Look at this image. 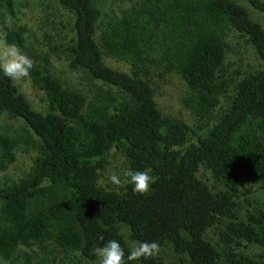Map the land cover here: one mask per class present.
Segmentation results:
<instances>
[{
    "label": "trees",
    "instance_id": "obj_1",
    "mask_svg": "<svg viewBox=\"0 0 264 264\" xmlns=\"http://www.w3.org/2000/svg\"><path fill=\"white\" fill-rule=\"evenodd\" d=\"M243 1L264 14V0ZM57 3L73 15L68 67L123 97L99 91L86 101L34 66L28 80L46 100L41 114L0 73V112L19 118L37 145L29 172L0 185V260L8 261L18 246L45 249L50 242L61 252L94 261L93 250L113 239L126 259L130 250L119 233L124 226L135 243H169L176 264H264L237 250L241 244L264 247V211L254 209L241 218L234 201L244 179L264 183V69L240 79L228 107L203 131L161 115L141 64L152 63L150 40L161 27L171 32L172 25L164 70L181 79L204 112L216 106L225 88L217 75L224 30L246 36L264 62L260 26L233 0H142L97 32L100 10L94 0ZM0 31L7 33V43L22 49L23 28ZM102 56L126 62L129 72L107 67ZM112 149L124 156L128 170H151L155 183L149 192L137 194L131 184L119 193L97 186V171ZM13 158V141L0 135V166ZM199 169L219 185L216 191L196 177ZM210 230L213 241L206 238ZM21 264L32 263L24 255ZM127 264L164 263L153 256Z\"/></svg>",
    "mask_w": 264,
    "mask_h": 264
},
{
    "label": "rangeland",
    "instance_id": "obj_2",
    "mask_svg": "<svg viewBox=\"0 0 264 264\" xmlns=\"http://www.w3.org/2000/svg\"><path fill=\"white\" fill-rule=\"evenodd\" d=\"M8 1V6H6L0 0V27L23 28L21 50L33 59L35 67L56 79L63 87L79 92L86 101H92L99 91L110 92L116 97V100L123 97L117 89L91 79L82 71L68 67L66 47L71 44L74 38L71 29L73 15L60 7L57 0ZM140 1L142 0H94L100 10L96 31H99L102 23L113 21L119 17L122 10L136 6ZM233 1L242 6L247 11L249 18L256 22L264 32V14L253 10L243 0ZM168 28L172 29L171 32H168L167 28L161 27L162 33L158 31L156 40H150V51L147 57L151 59L152 63H141L146 68L143 78L149 83L153 92V100L162 116L183 122L194 129L198 126L202 127L204 131L228 107L234 87L240 79L251 72L264 69V62L256 57L246 36L234 30L225 29L222 68L217 73L218 78L225 83V88L219 90L215 107L204 112L199 111L193 103L194 97L191 96V92L181 79L174 72L164 70L166 59L170 55V53L167 55L165 46L170 44L169 40L173 39L175 35L174 27L169 25ZM171 50L173 51V48ZM142 56L144 55L142 54ZM102 62L113 70L129 72L128 64L115 57L102 56ZM12 83L20 90L33 111L45 113L46 100L41 91L33 86L28 78L12 81ZM202 130L198 133H201ZM0 135L13 141L14 158L12 162L0 166V185L5 186L16 183L29 172L31 162L37 153V145L35 138L19 118L2 112H0ZM125 170L128 168L124 156L119 151L112 149L106 165L97 171V186L103 190L121 192L126 185L130 184L126 183V178L123 177ZM113 172L121 176L122 184L120 186L113 185L109 181L108 177ZM196 177L213 192L219 188V185L204 169H199ZM234 201L241 218L245 212L254 209L264 211V183L244 179ZM33 205L37 206V202H33ZM119 233L130 250L135 242L129 239L127 229L120 226ZM214 233L212 230L208 231L206 238L213 241ZM45 244L48 245L45 249H41L37 245L18 246L9 260H0V264H21L24 255L32 264H98L97 256L94 261H87L76 253L61 252L54 248L50 242ZM237 250L252 259L264 262V247L241 244ZM154 257L160 258L164 264L177 263L176 255L169 243L162 245L159 253Z\"/></svg>",
    "mask_w": 264,
    "mask_h": 264
},
{
    "label": "clouds",
    "instance_id": "obj_3",
    "mask_svg": "<svg viewBox=\"0 0 264 264\" xmlns=\"http://www.w3.org/2000/svg\"><path fill=\"white\" fill-rule=\"evenodd\" d=\"M34 61L25 54L20 47L7 43V33L0 31V73L12 81H21L29 77L30 70L34 67ZM151 170L131 171L125 170L123 177L125 182L133 186V191L144 195L150 191L151 185L155 183V177L150 174ZM109 181L116 186L122 184L121 176L113 172ZM103 240V237H100ZM94 255L98 257V264H127V262L139 261L151 258L160 251L159 243L137 242L135 243L125 259V251L121 244L113 239L102 247L94 250Z\"/></svg>",
    "mask_w": 264,
    "mask_h": 264
}]
</instances>
